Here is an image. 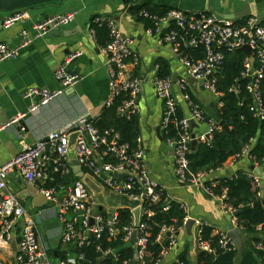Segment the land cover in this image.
Listing matches in <instances>:
<instances>
[{"label":"built area","instance_id":"obj_1","mask_svg":"<svg viewBox=\"0 0 264 264\" xmlns=\"http://www.w3.org/2000/svg\"><path fill=\"white\" fill-rule=\"evenodd\" d=\"M128 2H139L140 0H127ZM140 15L154 22L155 29H146L147 35L159 36L162 43L168 44L178 61L183 65L186 78L180 79L176 85L181 93L182 100L186 103L188 113L181 119H176L178 105L173 93L174 83L168 77L156 78L154 90L157 97L163 104L161 119V129H165L171 122L179 130L177 139L168 141V145L173 151L174 175L182 184L199 188L210 199L217 202L219 209L229 216V225L239 233H243L242 228L237 224L236 210L227 202V192L224 190L220 194L213 192L217 182L212 178L215 171L192 173L189 169L187 155L191 151L192 135L194 130H190L189 122L196 125L208 124V131L201 135H195V139L200 143H207L211 140L213 129H222L219 123L212 124L206 121L205 113L191 102L188 90V79L194 78L200 89L211 93L217 98V106L220 94L216 91L215 74L220 70L225 62V54L236 50H242L243 46H248L254 55L253 62L248 56L243 61V71L240 76L247 80L245 91L253 101L250 106L254 118L264 119V104L260 91L261 80L264 78V22L256 18H249L244 25H238L233 21L219 18L216 15L199 14L187 15L178 10H170L164 17L150 15L143 11ZM25 11H17L5 18L1 24L3 29H9L17 22L25 19ZM74 12L55 15L45 18L33 25L31 31H23L20 34V42L17 47L10 48L0 43V64L15 59L19 52L28 47L37 39L45 37L53 30L66 27L75 21ZM94 22L103 26L108 35V43L103 48L107 57L109 96L105 107H111L122 95L127 94V100L117 107V114L120 117L129 118L137 114L136 100L140 92V81L132 78L127 73L130 60L136 63V58L131 53L133 41L124 36L117 22L112 18L96 17ZM173 24L176 29L167 31ZM160 27L164 29L160 32ZM185 32L182 36L178 31ZM93 36V32L91 31ZM94 37V36H93ZM202 47L205 58L202 61L191 62L184 59L180 53L181 46ZM80 56L78 53L70 54L65 61L54 71V79L59 84L57 91H50L45 88H30L23 98L33 99L35 103L29 108L33 113L39 108L47 105L56 97L62 95L65 90L73 88L80 77L70 70V65L74 59ZM236 95L241 93L239 86L233 87L230 92ZM23 115L9 122L16 123ZM5 126H0V131ZM86 131L89 140L82 135ZM78 132L80 135L75 146L76 159L81 166L83 176L86 174L94 180H99L108 193L125 201V207L129 208L131 215L135 209H139L140 219L138 226L124 227V241L130 244L133 231L137 232V243L135 261H141L147 252V238L145 224H141L142 216L150 218L153 212L145 208V204H157L161 200V190L150 177L144 164V149L141 140L137 138L138 147L132 155H128L127 147L118 144V138L107 131L100 134L99 130L83 119L73 132L66 130H56L49 133L45 140L38 141L35 145L24 148L13 159L0 167V253L2 248H8L11 240L16 242L15 262L24 264H53L52 258L41 247L37 229L33 220L27 215L20 201L10 193L6 187V179L11 172H17L29 185L38 189L45 197L46 201L57 206L58 220L62 225L61 243L63 245L75 244L79 248L88 244V239L95 236L97 239L105 229H109L110 236L116 234L115 225L118 223L117 213H113L106 218L103 211L89 192L88 186L83 181L84 178L72 183L63 189L61 199L56 195L54 188L39 189L37 183H44L49 180V172L60 173L62 176L71 173V164L68 153V136ZM109 136L110 138H107ZM49 145V155H45L46 145ZM104 153L101 154V150ZM112 161H108V159ZM231 165L242 159H247L252 169L244 172L252 180L259 190L258 196L264 192V161L258 163L250 156V146H245L241 151L229 157ZM261 168L260 176L254 173L253 169ZM217 171V170H216ZM112 174H125L121 181L112 179ZM233 173L225 176L232 177ZM168 204H164L162 210L167 211ZM133 217V215H132ZM203 227H209L207 223L198 224L194 239L199 250L209 254H215L216 250L208 241L201 239ZM212 229V228H211ZM260 230V227L258 228ZM167 233L175 234L173 229H163L160 240ZM212 235L217 237V244L221 249L236 251V244L227 238L226 232L212 229ZM175 244L172 240L169 246L161 254V261ZM257 249H262L258 244ZM83 256L80 257V259ZM161 261L156 264H160ZM0 264H6L1 261ZM57 264H67L58 261ZM127 264V263H124Z\"/></svg>","mask_w":264,"mask_h":264},{"label":"crops","instance_id":"obj_2","mask_svg":"<svg viewBox=\"0 0 264 264\" xmlns=\"http://www.w3.org/2000/svg\"><path fill=\"white\" fill-rule=\"evenodd\" d=\"M148 1L151 5L182 11L187 15H236L233 22L238 25H244L249 18L264 22V0H145ZM130 3L127 0H59L25 10L27 17L9 29H3L1 24L12 13L0 14V43L10 48L17 47L20 34L25 30L31 31L37 22L55 15L76 14L72 24L51 31L22 49L15 59L0 64V126H5L0 131V167L24 148L45 140L50 132H73L83 119L95 120L100 116L109 96L108 66L107 57L94 40L90 25L96 17L112 18L123 35L133 41L131 53L136 63L130 60L127 73L140 81L136 104L145 168L167 199L180 205L185 213L184 225L188 219L194 221L191 236L186 234L184 226L176 232L177 237L162 236L161 241L168 240L171 243L174 240L175 244L160 264L173 263L181 253H185L188 261L195 264L199 249L194 233L198 224L207 223L212 229L226 232L229 216L201 189L182 184L175 178L173 151L161 139L163 104L154 90V81L157 78V63L165 64L168 68L167 77L174 83L173 93L178 108L186 116L187 105L176 85L177 81L186 78L185 68L171 47L162 43L159 36L147 35L144 24L130 12ZM159 30L164 31L162 27ZM74 53L80 56L72 61L70 70L79 75L80 81L47 105L30 113L29 108L35 100L23 98L24 93L30 88L57 91L60 87L54 79V71L68 55ZM197 89L199 94L194 95L202 111L212 124L219 123L217 98L200 89L198 84ZM21 115L28 130L16 123L8 124ZM207 131L208 124H202L194 133L197 136ZM49 148L45 150V155H49ZM69 159L71 164L74 159L72 150ZM251 169L247 159L232 165L228 159L222 168L212 174V178H224L231 173ZM83 178L103 214L110 216L125 207V201L110 195L101 181L86 174ZM44 183H37L38 188L45 189ZM6 187L16 198L18 196L17 199L36 226L41 247L51 256L52 263L57 264V252L64 253L69 248L60 241L62 225L58 220L57 206L48 201L34 202V198L26 192L25 180L17 172L8 175ZM63 194V189L56 190L58 198L61 199ZM16 253L9 243L8 248H2L0 259L6 264H14ZM66 255L69 256L68 253Z\"/></svg>","mask_w":264,"mask_h":264},{"label":"trees","instance_id":"obj_3","mask_svg":"<svg viewBox=\"0 0 264 264\" xmlns=\"http://www.w3.org/2000/svg\"><path fill=\"white\" fill-rule=\"evenodd\" d=\"M140 2V1H139ZM139 4V5H138ZM130 12L136 15V18L144 24L146 29L154 31L155 24L153 21L140 15L145 11L150 15L164 17L170 8L151 5V3L131 2ZM176 29L173 24L167 31ZM90 30L94 33V40L99 47L104 48L108 43L107 31L91 20ZM178 31L182 36L185 32ZM180 53L184 59L191 62L202 61L205 58L202 47H185L181 46ZM246 54L242 50H236L225 54V62L220 70L215 74L216 91L220 94L219 102L221 107L218 109L219 122H223L228 130L213 129L211 140L207 143L198 142L193 152L187 155L189 161V169L192 173L216 171L225 164L229 157L238 154L245 146H250V156L261 163L264 161V119L258 120L254 118L250 111L253 101L245 91L247 80L241 78L243 71V61ZM168 76V68L165 64L157 63V78ZM239 86L241 93L234 94L230 90ZM260 91L264 104V78L261 80ZM191 102L201 109L197 97L188 90ZM129 99L127 94H122L111 107H104L99 118L107 127L109 133L116 135L118 144L127 147L128 155H132L136 151L139 137L138 115H132L129 118L120 117L117 114V107L125 100ZM202 110V109H201ZM182 111L178 108L176 119L183 118ZM206 117V121L209 119ZM100 132L104 134V130L95 124L94 120H88ZM161 139L167 144L168 141L177 139L179 130L175 126V122H171L165 129H161ZM107 138H110L107 136ZM101 154L104 153L102 149ZM112 161V159H108ZM78 178L71 173L62 176L60 173L49 172V180L45 181L44 187L54 188L57 191L70 186ZM217 182L213 192L216 194L227 192V202L236 210L237 224L242 228L245 237V251L240 258H237L236 251H227L221 249L217 244V237L212 235V229L203 227L201 231V239L208 241L213 248L215 254L199 250L195 264H264V192L261 197L258 196L259 190L255 187L252 180L246 173L237 171L232 177H224L215 179ZM169 205L167 211H163L164 204ZM145 208L153 212L150 218L142 216L141 224H145L147 238V252L141 261H135L136 251L131 245L124 241V227L133 226V217L129 208H121L117 213L118 223L115 225V232L110 236L109 229H105L97 239L91 236L88 244L79 248L75 244L65 245L69 247L64 253L57 252V260L66 262L67 264H156L161 261V254L169 246L168 240H160L163 229H173L179 231L184 226L185 213L180 205L169 201L164 192H161V200L157 204H145ZM106 218L107 216L103 214ZM260 227V230L258 228ZM261 244L262 249H257V245ZM69 254V256L66 255ZM112 254L113 257L109 255ZM83 258L80 259V257ZM54 258V257H53ZM14 264H24L14 263ZM171 264H192L188 261L185 253L178 255L177 259Z\"/></svg>","mask_w":264,"mask_h":264},{"label":"water","instance_id":"obj_4","mask_svg":"<svg viewBox=\"0 0 264 264\" xmlns=\"http://www.w3.org/2000/svg\"><path fill=\"white\" fill-rule=\"evenodd\" d=\"M57 1H59V0H0V14H11V13H14L17 11H25V10L31 9V8L39 6V5L55 3ZM218 17L225 19V20H229V21H233L234 19L237 18L236 15H233V16L229 15L227 17L218 15ZM241 49L249 57L250 62L252 63L253 59H254V55H253L252 51L249 49V47L243 46ZM188 85H189L191 91L193 92V94H195V95L199 94V91L197 89L196 79L189 78L188 79ZM94 121H95V124L97 126H99L104 131H107V127L104 125V123L102 122V120L99 117L96 118ZM25 122H26L25 120H19L18 122H16V125L23 128L24 130H28ZM219 124L223 128V130H225V131L228 130L227 126L223 122H219ZM189 127H190V130H193V129L198 128V125H196L193 121H190ZM157 132H158V130H157ZM79 135L80 134L78 132H74L68 136V153H69L68 157L70 158V153L72 150V152L74 153V159L71 160V170H72V173L74 174V176L76 178H82V176H83L81 166L79 165V163L76 159V153H75V146H76V142H77ZM82 135L87 139V141L89 140L86 131H84L82 133ZM196 145H197V141L195 139V135L193 134L192 135V142H191V151L192 152L195 150ZM48 148H49V145L47 144L46 145V151L48 150ZM253 170L257 176H260L261 168H257V169H253ZM125 177H126L125 174H120V175L112 174V179L115 181H121ZM25 185H26V190H27L26 192L29 193L30 196H32L34 198V200H35L34 202H36V201H41V202L43 201V203L46 202L45 197L38 191L37 188L29 185L26 181H25ZM17 198H18V196H17ZM132 215H133V225L135 227H137L138 223H139V219H140L139 209L138 208L135 209L132 212ZM234 215L236 216L237 214H234ZM193 225H194V221L192 219L186 220L185 225H184V230L188 236H191ZM166 236L167 237H177V233L176 234L167 233ZM226 236L228 239H230L231 241H233L236 244L237 258H240L246 249V247H245L246 235L243 233H239L235 228H232L229 225L226 229ZM137 237H138V235H137V232L135 230V231H133L132 237L130 239V245L134 250L136 249ZM10 243H11L12 250L14 252H17L16 242L14 240H11ZM109 256L113 257L112 254H110ZM133 263H136V261H134Z\"/></svg>","mask_w":264,"mask_h":264},{"label":"rangeland","instance_id":"obj_5","mask_svg":"<svg viewBox=\"0 0 264 264\" xmlns=\"http://www.w3.org/2000/svg\"><path fill=\"white\" fill-rule=\"evenodd\" d=\"M114 206L116 205V204H113Z\"/></svg>","mask_w":264,"mask_h":264}]
</instances>
